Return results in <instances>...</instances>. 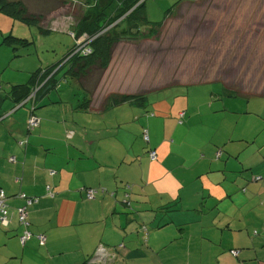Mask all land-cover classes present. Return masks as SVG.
<instances>
[{"label": "crops", "instance_id": "crops-1", "mask_svg": "<svg viewBox=\"0 0 264 264\" xmlns=\"http://www.w3.org/2000/svg\"><path fill=\"white\" fill-rule=\"evenodd\" d=\"M148 1L146 17L159 22L149 19ZM195 1L177 0L164 19L169 10ZM191 85L200 84H173L149 92L142 103L131 100L100 112L76 108L61 121L52 117L58 99L48 88L35 113L43 117L41 126L31 135L28 105L21 120L14 117L18 108L2 117L0 187L12 210L8 226L0 225V264H93L89 259L100 243L114 253L107 264H264V156L250 153L247 129L236 134L225 84L224 97L205 90L204 102L171 104L163 108L167 116H143L137 106L150 108L153 93ZM175 112L183 114V123L171 118ZM139 137L145 147L137 145ZM48 185L54 197L46 194ZM92 187L106 192L88 200ZM21 192L40 197L27 211L29 228L46 235L45 245L36 235L25 245L20 241ZM127 192L130 205L123 201ZM233 248L241 249L239 256Z\"/></svg>", "mask_w": 264, "mask_h": 264}, {"label": "rangeland", "instance_id": "rangeland-1", "mask_svg": "<svg viewBox=\"0 0 264 264\" xmlns=\"http://www.w3.org/2000/svg\"><path fill=\"white\" fill-rule=\"evenodd\" d=\"M176 1L149 0V19L163 21L166 9ZM32 3L40 8L37 9L39 12L45 10L49 13L51 23H46L51 28L49 33H43L37 26L25 24L0 11V96L3 97V100L0 98L3 104L0 115L6 112L4 117H8L6 115L15 104L13 100L5 98L7 93L15 85L28 82L32 73L39 70V75L46 76L48 80L56 75L61 86L58 90L52 89V97L58 99L52 117L67 120L76 108H81L79 103L82 104L84 100V92L74 79H62L67 62L65 65L61 63L52 74H46V70L60 63L68 48L76 42L73 32H76L78 14L84 12L87 4L85 0H33ZM202 4H207V7L203 5L204 12ZM62 5L69 9L68 12L60 7ZM236 17L239 19H234ZM243 20L246 27L239 29ZM167 21L165 27L141 22L137 29L130 25L129 31H121L124 38L113 54L109 69L102 75L94 101L100 102L128 92L140 95V92L173 83L174 78L183 84H200L191 85L190 88L174 86L153 93L149 96L150 108L137 105L141 107L143 116H154L155 113L167 116L163 108L168 110L171 104L175 107L185 106L187 100L202 103L205 90L209 96L217 93L224 97V84L237 89L244 84L247 90L262 93L249 97H228L227 102L232 106L230 115L236 121L237 135H242L240 132L244 129L252 134L250 153L264 156V0L195 1L177 6ZM46 24L43 27L46 28ZM123 28L124 24L121 26ZM79 40L83 43L85 38ZM223 42V51H219ZM81 46L75 52H88L80 49ZM121 46L129 47L127 52ZM200 74H203V78L214 74L220 80L195 83L198 82L196 79L202 81ZM41 79H37L35 84H44ZM127 80L132 84H126ZM127 86L130 88L127 89ZM201 108L202 111L208 110L205 106ZM27 109L21 106L17 110L14 115L17 121L24 118ZM39 116L42 123L43 117ZM171 118L176 123L184 121V116H178L176 112ZM7 122L11 123L10 120ZM176 123L170 120L171 131L176 130ZM139 138L141 141L137 140V145L145 147L146 143L142 137Z\"/></svg>", "mask_w": 264, "mask_h": 264}, {"label": "trees", "instance_id": "trees-1", "mask_svg": "<svg viewBox=\"0 0 264 264\" xmlns=\"http://www.w3.org/2000/svg\"><path fill=\"white\" fill-rule=\"evenodd\" d=\"M145 1L146 0L140 3V0H85L87 7L84 10V12L78 14L79 17L75 27L76 32H73L74 39L76 40V42L68 48V52L66 53L65 57L60 63L56 64L55 67L48 68V70H46V74H48L49 72H51L52 74L61 63L64 62L65 65L67 62L66 72L62 79H66L67 77L74 79L78 83L82 91L84 92V100L82 104L81 103L79 104L81 109L82 108L95 109L100 112V111H105L111 106L119 105L131 100H136L137 102L142 103V101L145 99L146 95L149 92L157 91L159 89L166 88L173 84H183L181 83L180 80L176 81L174 78L173 83H165V85H162L160 87H154L153 89H149L144 93L140 92V95L143 94L141 96L129 94L128 92L119 95L118 97L115 98L114 96H112L100 102L94 101V95L97 89L99 88V84H101V79L103 77L102 75H104V73L109 69V64L110 62H112L113 54L121 39L124 38L122 33H126L127 31H129L130 25L134 26L133 29L135 28L137 29L141 22L158 27L159 26L165 27L166 23H168L167 21L168 17L161 22H154V23L150 22L146 17V13H145ZM201 1L202 0H197L196 3H199ZM32 2L33 0H0V11L9 16L21 20L25 24L37 26L40 29V31L43 33H49L51 28L48 27V24H46L51 19L49 13L47 14L45 10L39 12L37 9L40 8L34 5ZM203 5L207 7V4H202L201 6L203 9L202 12L205 11ZM60 7L62 9H65L67 12L69 10L68 8H64L63 5ZM172 12H173L172 10H169L170 14ZM125 14H127V16L123 17ZM234 19H239V18L236 17ZM243 22H244L243 25L239 29H243L246 27V21L243 20ZM44 24H46L45 25L46 28L43 27ZM123 24L125 25V28L121 29V26ZM259 29L260 28H258V30ZM80 38H85V41L82 43L79 40ZM236 40L237 43L239 44L240 42L238 41V39ZM79 42H81V44H79ZM80 45H85V48L89 49L88 52L85 51L75 52V50ZM224 45L225 42H223L222 45L219 46L220 47L219 51H223ZM128 48L129 47L121 46V49H123L125 52H127ZM206 71L207 70H205V72ZM99 72L100 74L96 78V75ZM39 73H40L39 70L34 71L28 82L15 85L14 88L11 89L8 93V95L11 96V99L14 101V103L17 104L16 107L14 104V107L11 108L12 110L17 108L19 109L21 106H25V105L29 106L30 114L28 116V120L31 115L36 113L39 107L40 97L42 95L41 93L48 88L50 89L54 88L55 90H58V88L61 86V84L57 82V78L55 77L56 75L52 76V78L48 80L46 79V76L44 75L40 76ZM203 74L205 75V73ZM203 74H200L199 77V79L202 81L196 79L195 81L198 82L195 83L220 80L219 76H216L214 74L206 75L203 78ZM41 77L43 80L41 79ZM37 79H41L42 83L44 82V84H38V83L35 84ZM126 84H132V82L128 81ZM225 87H226L225 93L230 96L240 95L244 97L245 96L249 97L250 95L253 94L262 93V92L255 93L253 90L249 91V89L247 90L244 84L241 86L240 89L234 88V86L231 85H227V86L225 85ZM128 88H130V86H127V89ZM0 98L3 100V97L0 96ZM35 115L40 117L37 114ZM4 116H5L4 114L3 116L0 115V119ZM28 120H27V125H28ZM33 130L34 129L27 127L28 133H31ZM32 232H33V236L36 235L38 239H39L38 235L42 234V233L35 234L33 230ZM254 233L257 234L258 231L255 230ZM233 250H239V254L235 255L233 253ZM231 253L234 256H239L241 253V249L233 248L231 249ZM92 258L93 256H91L89 260L92 261ZM93 264H100V263H93Z\"/></svg>", "mask_w": 264, "mask_h": 264}, {"label": "built area", "instance_id": "built-area-1", "mask_svg": "<svg viewBox=\"0 0 264 264\" xmlns=\"http://www.w3.org/2000/svg\"><path fill=\"white\" fill-rule=\"evenodd\" d=\"M144 0H140V3L143 2ZM134 9V8H133ZM131 11V10H130ZM129 13V12H128ZM127 13V14H128ZM127 14H125L123 17L127 16ZM122 17V18H123ZM117 23V22H116ZM114 25V24H113ZM111 27V26H110ZM80 49L86 50L88 51L89 49L85 48V45H82ZM35 94V92H34ZM183 115V114H181ZM41 125V119L36 116L35 114L31 115L29 120H28V127L35 129L37 127H39ZM143 138L146 142L150 141V136H149V131L147 128L143 129ZM27 143V140H22L20 141L21 145H24ZM218 156L222 155V151H219ZM150 156L152 159H156L157 158V152L156 150H151L150 151ZM9 160L13 163L16 162V157L15 156H10ZM49 174L51 176H55L57 174V170L54 169H49ZM263 177L261 175L256 176L255 179L256 180H260ZM20 178H17V180H19ZM130 185H128V188L130 189ZM86 197L88 200H93L96 198L97 194L100 193V191H102L103 193L106 192L105 188H87L86 189ZM116 192H113L112 195H115ZM46 194L54 197L56 195L55 191L53 190L51 185H48L46 187ZM18 197H20L21 199H23L25 201L24 205L22 207L19 208L18 211V220L19 222L25 226V231L24 233L21 235L20 237V241L22 243V245H25L26 242L33 236V232L32 230H30V220H29V216H28V211H27V207L29 205H32L34 203H37L39 201V196H32L29 195L27 192H21L18 194ZM130 193H126V199H124V201L126 202V204L130 205ZM8 196L7 193L5 192V190L3 188L0 187V225L7 227L8 224L10 223V209H9V205H8ZM40 241L42 244L46 243L47 237L44 233L39 234L38 235ZM233 253L235 255L239 254V250H233ZM114 259V253L112 252L111 248L108 247L106 244L104 243H100L93 255V262L95 263H100V264H107L108 262H110L111 260Z\"/></svg>", "mask_w": 264, "mask_h": 264}, {"label": "water", "instance_id": "water-1", "mask_svg": "<svg viewBox=\"0 0 264 264\" xmlns=\"http://www.w3.org/2000/svg\"><path fill=\"white\" fill-rule=\"evenodd\" d=\"M124 201V200H123Z\"/></svg>", "mask_w": 264, "mask_h": 264}]
</instances>
